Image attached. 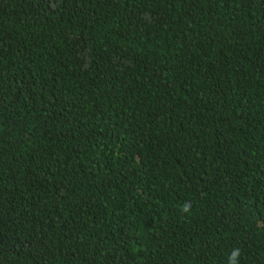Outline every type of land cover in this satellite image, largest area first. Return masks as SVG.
Instances as JSON below:
<instances>
[{
  "label": "trees",
  "instance_id": "obj_1",
  "mask_svg": "<svg viewBox=\"0 0 264 264\" xmlns=\"http://www.w3.org/2000/svg\"><path fill=\"white\" fill-rule=\"evenodd\" d=\"M234 248L264 264V0H0V264Z\"/></svg>",
  "mask_w": 264,
  "mask_h": 264
},
{
  "label": "clouds",
  "instance_id": "obj_2",
  "mask_svg": "<svg viewBox=\"0 0 264 264\" xmlns=\"http://www.w3.org/2000/svg\"><path fill=\"white\" fill-rule=\"evenodd\" d=\"M181 211L184 213H189L191 211V202L185 201L181 206ZM241 255V250L239 248H234L228 258V264H239V257Z\"/></svg>",
  "mask_w": 264,
  "mask_h": 264
}]
</instances>
